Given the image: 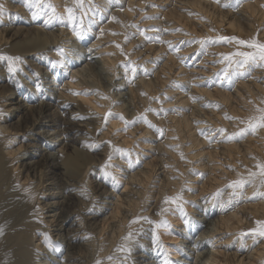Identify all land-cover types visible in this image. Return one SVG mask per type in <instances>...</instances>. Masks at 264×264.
Masks as SVG:
<instances>
[{"label": "bare ground", "instance_id": "6f19581e", "mask_svg": "<svg viewBox=\"0 0 264 264\" xmlns=\"http://www.w3.org/2000/svg\"><path fill=\"white\" fill-rule=\"evenodd\" d=\"M8 1L9 3L6 4ZM12 1L19 3L17 8L16 5L10 4ZM156 1L113 0L108 5L105 4V0H95L108 10L96 17L97 23L81 40L77 39L71 28L66 25H61L59 22L46 25L44 21L47 17L45 16L33 18L31 10L34 9L28 7L24 0H0V5H3L5 9L4 15L0 17V54L18 56L24 66L32 62L30 59L25 60L26 56H35L41 64L39 69L42 70L37 71L35 76L28 75L23 70L13 75L8 71L7 62L0 61V98H3L0 103L15 100L9 103L7 109H0V121L4 123L0 125V161H3L4 165V168H0V225L4 226L3 234L0 235V264H9V262L10 264L29 262L42 264V262L38 263L40 256L35 255L36 259L33 258V260L25 258L22 253L27 248L22 247L24 246L22 243V246L18 243L24 233H33L37 239L39 233H42L22 231L24 228L20 220L23 217L18 210L28 208L33 210L28 213L34 214L41 206L42 210H47L51 214L44 215L43 212L39 214L42 218L48 217L39 230L45 231L50 241L60 245L59 250L57 245H54V249L59 256H62L61 260H58V255L54 258L50 254L47 255V252H44L46 247L44 248L41 242L26 241L31 244L30 247L33 250L41 251L47 256L46 259H51L48 264H78L77 259L87 250H91L96 259L107 253V256L113 257L115 262L124 260L125 254L118 249L125 243L123 238L129 232L133 233V239L128 241V245L132 252H137V255L129 253L131 260L134 259L131 264H162L163 254L167 252L166 254L169 255L168 252H171L168 249L170 245L164 242L167 239L164 236L170 231L163 228L155 229L154 224L144 220L131 224L130 221L138 216L149 217L152 221L160 220L162 217L158 213L166 195L181 193L184 200L195 198L196 195L182 193L184 184L190 186V183H193L189 181L200 182L196 184L199 189L198 194L206 196L207 204L195 203L203 212H196L199 216L191 220L190 226H186L185 223L181 225L183 227L179 235L189 239L195 236L194 241L191 242L193 245L191 249L185 245L187 252L188 250L191 252L183 253L187 255L185 259L191 258V261L188 263L184 260V262L188 264H264V238H258L254 243L251 236H247L243 241L238 236L239 233L247 232L255 227L257 220H264V198L247 199L256 190L258 181L256 184L247 185L244 189L245 198L239 202H233L230 206L222 208L220 201L213 203L211 198L212 193L236 179L238 174L246 176L249 169L256 170L257 161H264V127L258 128L255 133L249 131L242 137L231 140L210 131L223 128L228 135L238 132L246 126L250 117L258 115V109L264 108L262 103L264 101V67L253 68L250 75L221 84L214 74L222 65L213 61L220 59V53L232 52L237 46L234 43H209L201 49L199 44L191 43L193 38L197 40L204 37L215 38L218 35L236 36L245 40L256 37L264 41V0H239V2L237 0H173L172 10L166 11L161 10L159 1ZM71 2L72 0H51L56 11L61 14L66 6L71 5ZM225 4L228 6L225 7ZM113 16L116 17L115 21L111 19ZM19 21L24 25L31 24L32 27L25 29L21 26L18 28L12 26ZM132 25L145 29L146 34L154 37L157 33L152 31L153 29L166 30L158 33L159 40L171 42L175 47L170 49L168 43L157 42L155 39L145 40ZM23 31L27 38L18 40ZM32 33L35 37L31 35ZM125 35L131 38V42L125 41ZM9 38V44L13 42L9 46V49L13 46L12 51L9 49L6 51L3 48L8 45ZM33 38H36L37 44L33 41L34 44L30 46L22 45V42L31 41ZM190 43L191 45L186 46ZM116 44H120L121 47L117 48ZM132 44L136 46V50H132V54H129L127 49ZM58 46L64 49L69 47L71 50L67 64L74 69L71 68L73 73L67 81L64 79L65 71L60 70L56 73L61 66H53V69L50 67L51 47ZM200 49L207 51L206 56H202L198 63H195V60L192 61L195 63L193 66L185 67L182 62L184 56L195 52L192 55L193 58L197 54L196 51L199 53ZM127 54L131 57L129 55L127 57ZM134 56L136 58H133ZM176 58L178 59L175 60ZM127 61H134L136 65L143 66V68H137V74L131 83L124 78V64ZM178 61H180L179 64ZM202 62L206 63L205 70L195 67ZM143 69L150 71L145 73ZM85 72L99 77L101 89L100 87L97 89L100 91L86 94L87 89L79 88V82L74 78L78 75V78L83 77ZM211 72H213L212 75H207ZM24 74L26 75L23 78ZM148 75L154 77V87L151 86L152 81ZM203 76L211 79L203 80L201 78ZM2 80L9 88L2 83ZM165 80L171 81L170 85ZM174 81L178 83L173 84ZM213 81L215 82L212 83ZM164 82L170 88L164 87ZM40 83L41 87L38 90L37 84ZM178 87L182 89L176 93ZM184 92L186 98L181 96ZM13 95H15L14 98H12ZM115 95L119 99L117 103L119 105L114 109V104H111L112 101L109 100ZM170 95L173 98L171 103L180 102L186 105L188 99L198 100L192 104L190 116L175 107L176 111H172V114H168L167 111H145L147 108L167 109L170 101L164 105L163 97H170ZM155 96L159 99H151ZM161 98L164 99L163 102ZM2 106L0 104V108ZM109 111L122 115L128 121L143 114L151 124L155 125V128L149 127L143 120H138L126 128L130 129L132 134L122 135L123 132H128L125 131L123 120L118 116L104 120L105 113ZM13 118L16 120L11 122ZM134 124L136 126H133ZM97 126L101 128L100 132ZM77 127H83L81 130L84 132V139L88 140V137L95 135L97 141L104 143L93 155L95 157L79 150L76 155L82 161L81 167L75 172H69L70 170H65L59 158L64 148L70 146L68 135L77 133ZM204 127L209 129L205 133L215 136L211 142L201 134ZM157 129L163 130L162 137ZM198 134L201 137H198ZM13 135L20 137V141L24 140L23 144L7 151L5 149L12 144ZM133 137L137 139L130 141ZM109 141L111 146L124 149H129L131 145L130 147L135 151L134 157H130L133 167H129L127 162L129 159L126 161L127 164H123L125 166H121L122 161L118 157L117 159L113 156L111 160V164L116 163L126 171L123 173V179L125 182L127 179V183L121 191L113 186L111 180L109 184V180L103 177L101 169L97 167L98 163L100 165L104 163L111 150ZM20 148L23 150L19 152ZM146 151H150L148 156L151 157L145 161L146 153L143 152ZM115 155L118 156V153ZM137 156L138 164H136ZM94 158L97 159V163L94 161L93 166L97 168L93 170L92 189L95 190L99 199L91 203V198L90 202L83 205L82 201L87 199L88 193L82 195L77 187L81 184L82 175L86 174H83V170L91 166ZM197 159L198 162L195 163ZM183 160L184 162L187 160L186 163ZM140 162H143L142 166ZM194 164V167L201 169L195 170L194 174H186L185 169L188 172ZM113 167L109 171L115 175ZM136 167H138L136 171L129 172L131 168ZM204 170H207V173H203ZM152 175H154L153 178L155 176L158 178L153 180ZM30 177L38 180L31 183ZM116 177L120 184L122 179ZM5 178L12 182V187L8 191L3 189L7 181ZM151 180L156 182L150 183ZM129 184L135 186L134 189L138 188V194L134 193L130 197L129 193L132 189L130 190V186H127ZM40 185L43 187L41 196L45 199L38 201L35 199L36 188ZM82 185L84 186V182ZM134 189L131 194L136 192ZM260 190L264 191V187ZM229 192L230 189L224 190L222 196L224 201L228 199ZM5 193L9 194L12 200L9 197L2 200L6 198ZM127 195L129 198L126 197ZM163 206L169 209L163 214V218L172 228L174 222L178 220L176 216L181 213L174 205ZM183 207L185 209V204ZM77 210H80V215L74 214ZM106 214L107 217H105ZM154 230L158 240L160 239L158 243L156 242L158 240H154ZM96 235L109 238L108 246L105 247L102 244L105 240L92 242L91 237ZM179 237L177 236L176 239ZM150 239L153 246L148 245ZM215 243L217 244L214 245ZM161 246L164 247L161 248ZM151 247L153 249H150ZM93 254L90 256L93 257ZM159 256L160 259H158ZM171 256L176 258V255ZM107 261L108 259H103L101 262Z\"/></svg>", "mask_w": 264, "mask_h": 264}, {"label": "snow or ice", "instance_id": "6c2138e0", "mask_svg": "<svg viewBox=\"0 0 264 264\" xmlns=\"http://www.w3.org/2000/svg\"><path fill=\"white\" fill-rule=\"evenodd\" d=\"M113 0H105V4L110 5ZM239 2V0H237ZM24 3L34 10L31 12L33 18L45 16L47 17L44 21L46 25H51L53 22H59L61 25H66L71 28L73 34L76 36L77 39L83 40L88 33L92 30V26L97 23L96 17L99 16L101 13L106 12L108 9L102 7L100 4L96 3L95 0H72L70 6H66L64 12L58 13L56 11L55 6L51 3V0H24ZM156 7V5H152ZM225 7L228 4L224 5ZM5 13V9L3 5H0V17H2ZM147 19H155L157 17H145ZM103 19V17H101ZM112 20H116V17H111ZM132 27H136L137 31L141 36H144L145 40L151 41L155 39L157 42L161 43H168L170 49L174 48L175 46L171 42H165L159 40L158 33L161 31H166L164 29L155 28L152 31L157 33L154 37L153 35L146 34L145 29L139 28L137 25H132ZM114 35L116 33H113ZM128 36L125 35V41H127ZM193 43H197L200 45L201 49L205 48L209 43H234L237 48L228 53H220V59L213 61L214 63H219L222 67L218 70L214 76H217L220 80V83L223 82H232L237 78H243L250 75L251 70L257 67H264V41L257 39L256 37H252L249 39H239L236 36H223L218 35L215 38L213 37H204L201 39L193 38ZM117 48H120V44H116ZM245 49V50H241ZM56 51L58 52L59 59L56 61H52L51 63L53 66H61L67 64L69 57L71 55V50H65L63 47H57ZM91 51V50H90ZM0 61H6L8 66V71L10 73H15L20 71L18 64L21 61V58L18 56H7L0 54ZM143 68L142 65H136L134 61H127L124 64V78L129 82H133V78L137 74V68ZM145 73H148L149 69H143ZM131 73V75H129ZM206 80H210L211 78H202ZM173 84H177L178 82H172ZM40 85L37 84V89H40ZM78 94V93H74ZM170 99V97H166ZM153 100H158V97H152ZM193 99H197L193 97ZM264 103V101H262ZM219 107V105H216ZM146 112L148 111H159V112H166V109L160 108L158 110H153L151 108L145 109ZM176 111V109H173ZM118 116L121 120L124 121L125 129L132 123H135L138 120H143L144 123L148 124L149 127L155 128V125L151 124L143 114L138 115L132 121L126 120L122 115L118 113H112L111 111L105 113L104 120L107 121L110 117ZM264 127V108L258 109V115L254 117H250L246 123L244 128L239 129L238 132H234L230 135L226 134V130L223 128L210 130L216 133L221 134L225 139L231 140L237 137H242L247 132L251 131L255 133L258 128ZM100 131V129H98ZM160 133L161 137L163 136V130L157 129ZM201 134L205 136L209 142H211L215 136L209 135L201 130ZM104 142H101V144ZM111 146V142H108ZM101 144H93L91 147L99 148ZM178 147V146H177ZM120 154L122 157H129L128 163L129 167H133V162L130 159L132 150L131 149H124L115 146H111V150L105 159L104 163L100 165L101 172L103 177L106 179H110L112 184L117 189L119 188L120 184L117 177L109 171L113 165L111 164V160L115 154ZM181 158H183V154L181 153ZM139 163V157L137 156L136 164ZM256 170L249 169L247 171V175L238 174L236 179L229 181L223 188L217 189L214 193L211 194V198L213 203L220 201V206L226 207L230 206L233 202H239L242 198H245L244 189L247 185L256 184L258 181V186L256 190L252 193L251 197H247V199H252L255 197L264 198V191H261L260 188L264 187V161H257L255 165ZM189 171L194 172V169H190ZM203 175V174H201ZM225 189H230L228 199L224 201L222 199L223 192ZM190 191H194V189H188ZM27 191V190H26ZM87 192L86 187H82L81 194L84 195ZM190 203L183 199L181 193L174 194L172 196H165L162 201V207L158 215L162 218L158 221H152L149 217H136L131 223H136L141 220L147 221L150 224L155 225V229L163 228L165 230H169L171 228L170 223L163 218V214L167 212L169 209L164 207L163 205H174L176 209H178L181 213L182 219H184L185 225H189L191 223V219L188 217V214L184 210V204ZM255 227L247 230V232H241L238 234L239 239L243 241L247 236H251L253 242L255 243L258 238H264V220H257L255 222ZM4 226L0 225V235L3 234ZM46 240L45 242L51 246L50 240L45 234ZM125 243L118 249L125 254V259L121 260L119 264H126L127 255L131 252V248L128 245V241L133 239V233L129 232L126 237L123 238ZM154 240H158L154 230ZM164 259L162 264H173L166 253L163 254ZM109 261H112V257L107 258ZM96 264H101V261L97 260Z\"/></svg>", "mask_w": 264, "mask_h": 264}, {"label": "rangeland", "instance_id": "374dc122", "mask_svg": "<svg viewBox=\"0 0 264 264\" xmlns=\"http://www.w3.org/2000/svg\"><path fill=\"white\" fill-rule=\"evenodd\" d=\"M157 1H159V6L161 7V10H164V11H166V10H172V8H171V6H172V2H174L173 0H167V1H160V0H157ZM156 1V2H157ZM169 1V2H168ZM7 3H9V1L8 2H6V4ZM11 5L13 4V5H16V8L18 7V5H19V3L18 2H16V1H12L11 3H10ZM22 4H23V2H22ZM162 4H164V5H162ZM21 6V5H20ZM9 7V6H8ZM10 8V7H9ZM11 9V8H10ZM9 9V10H10ZM13 9H15V7L13 6ZM10 13H12L11 11H9ZM31 12H32V10H31ZM181 23V22H180ZM12 26H14V27H16V28H18V27H23V28H25V29H29V27H32V25L31 24H28V25H24V24H22L20 21L19 22H15V23H13L12 24ZM30 35V34H29ZM31 35H33V33L31 34ZM34 36V35H33ZM30 37V36H29ZM35 37V36H34ZM27 38V35H26V33H25V31H23L22 33H21V35H20V37H18L17 39L18 40H25ZM35 40H36V38H33V39H31V41H28V40H26L25 42H22V45H24V46H30V45H32V44H34V42H35ZM9 41H10V38L8 39V45H6V46H4L3 48L4 49H6V51L9 49V46L13 43V42H11L10 44H9ZM34 41V42H33ZM127 42L129 43V42H131V38H128L127 39ZM36 44L38 43V42H35ZM191 43H193V42H191ZM191 43L190 44H188V45H186V46H189V45H191ZM29 44V45H28ZM61 45V44H60ZM5 47H7V48H5ZM137 47H138V45H137ZM57 49V47H51V52H50V54H49V56H50V58H49V60H50V62H52V61H56V60H58L60 57L59 56H57L58 55V52L56 51V49ZM68 48V49H67ZM11 49H13V46H12V48H10L9 50L10 51H12ZM65 49H67V50H69V47H65ZM132 50H136V46L134 45V44H132V45H130V47H129V49H127V51L128 52H130L129 54H132L131 52H132ZM206 52L207 51H205V50H201L200 49V51H199V53H198V51H196V53L197 54H195L196 56L195 57H193L192 58V55L195 53V52H192V53H190V54H187V55H185L184 56V59H182V62H184V66L185 67H191V66H193V64H195V63H198L199 62V60L201 59V57L202 56H204L205 54H206ZM129 54H127V57H128V55ZM37 56V55H36ZM52 56V57H51ZM130 56V55H129ZM136 56V55H135ZM133 57V58H136V57ZM206 56V55H205ZM57 59H56V58ZM131 57V56H130ZM32 60V62H31V64H29L28 66L26 65V66H24V65H22V62H20L19 64H18V66H19V69H20V71H18V72H15V73H12L13 75H15V74H19V72L21 73V71L23 70V71H25V73H27L28 75H32V76H35V73L37 72V71H39V72H41L42 70L41 69H39L40 67H41V64H39V62H38V60H36L35 59V56L34 57H31V56H26L25 57V60ZM178 58H176L175 60H177ZM195 60V63H192V61H194ZM179 62L180 61H178L177 63L179 64ZM192 63V64H191ZM205 64L206 63H204V62H202V64L201 65H198V66H195V67H197V68H200V70L202 69V70H205L206 69V67H205ZM2 65V64H1ZM51 66L50 67H52V69L54 68L53 67V64L51 63L50 64ZM71 68H73L74 69V67L73 66H71L70 64H66V65H64L63 67H61L59 70H57V72L56 73H59V71L61 70V71H65V80L67 81V80H69V76H70V78H71V75H72V73H73V69L71 70ZM39 69V70H38ZM38 73V72H37ZM87 73V74H86ZM90 73H88V72H85V75H84V73H83V77H86V78H83L82 76L81 77H79L78 78V76L76 77V78H74L75 80H78V86H79V88H85V90L87 91L86 92V94L87 93H89V92H97V90L99 89L98 87H100V85H101V82H100V80H99V77H97L95 74H91V75H89ZM188 74V73H187ZM213 74V72H211V73H209V74H207V75H212ZM25 75L26 74H24L23 75V78L25 77ZM88 75V76H87ZM90 76V77H89ZM91 76H93V77H91ZM148 77H149V79H150V81H152V82H150V84H151V86L152 87H154V81H155V79H154V77L153 76H151V75H148ZM96 78V79H95ZM201 78H207V76H203V77H201ZM84 79H87V80H84ZM27 80V79H26ZM80 80V81H79ZM89 80V81H88ZM204 80V79H203ZM171 81H173V79H171ZM171 81H166L165 80V82H167L168 84L169 83H171ZM36 82H39L38 80H36ZM98 82V83H97ZM164 82V87H167L168 86V88H170L169 87V85H166V83ZM215 81H213L212 83H214ZM217 82V81H216ZM2 83L4 84V85H6V86H8L7 85V83H5V81H3L2 80ZM94 83V84H93ZM81 84V85H80ZM100 84V85H99ZM39 85H41V83L39 84ZM77 86V84H76V88L78 87ZM83 86V87H82ZM34 87V86H33ZM54 87V86H53ZM89 87V88H88ZM8 88H9V86H8ZM56 88V87H55ZM98 88V89H97ZM179 89H177L176 90V93H178L182 88L181 87H178ZM100 89H101V87H100ZM103 90V89H102ZM98 91H100V90H98ZM180 94V93H179ZM159 95V94H158ZM116 96V97H115ZM115 96H112L111 98L112 99H110L109 101H112V103L111 104H114V109H115V107H118L117 105H119V104H117V103H119V99H118V97H117V95H115ZM181 96H183L184 98H186V96H185V92L184 93H182L181 94ZM15 97V95H13V97L12 98H14ZM156 97V96H155ZM166 97H169V96H166ZM166 97H163V98H161V100H162V102H163V100H164V105H167V102L168 101H170V102H168V108L166 109L167 110V112H168V114H172L173 112V109H174V107L176 108V109H178V110H181L183 113H185L186 115H188L189 114V116H190V111L192 110V104L194 103V102H198V100H190V99H188L187 101H188V103L186 104V105H184V104H182V103H178V102H176V103H171V100H173V98H172V96L170 95V99H168V98H166ZM1 100H0V102L2 101V99L3 98H0ZM15 100H13V99H11V100H6L5 102H2V103H0V104H2L3 106H2V108H0V109H2V110H5V108L7 107L8 108V105H9V103L10 102H14ZM166 101V102H165ZM115 103H116V105H115ZM4 104H6V105H4ZM13 107H16L15 105H13ZM167 107V106H166ZM6 108V109H7ZM113 108V107H112ZM16 120V118H13L12 120H11V122H13V121H15ZM96 122V121H95ZM4 123L2 122V121H0V125H3ZM102 125V124H101ZM133 126H136L135 124L133 125ZM19 127V126H18ZM78 128V130H77V133L75 132V133H71V134H69L68 135V138H69V143H70V146H68V147H66V148H64V150L62 151V154H60V162L62 163V165H63V167L65 168V170H70L69 172H75V171H77V170H79L80 169V167H81V164H82V161H81V159H80V157L79 156H77L76 154L78 153V151L79 150H82V151H84V152H86V154H88V155H90L91 157L94 155V154H96L97 152H98V150H99V148L101 147V146H103V143L101 144V142L102 141H97V139L95 138V135H94V137L91 135L90 136V138L88 137V140H86V139H84L83 138V135H84V132H82V128L83 127H77ZM97 128H98V126H97ZM98 129H100L101 130V128H98ZM209 129H207V128H205L204 127V132H207ZM125 131H128V132H123V134L122 135H124V134H126V135H129V134H132V131L130 130V129H126ZM13 132V131H12ZM100 132V131H99ZM86 133H88V135H90V133L89 132H86ZM128 133V134H127ZM101 134V133H100ZM114 136V135H113ZM13 138H12V144H9V146H11V148L8 146V148H6L5 150H7V151H9V150H11V149H14V148H17L18 146H21L22 144H23V141H20V137H18V136H16V137H14V135L12 136ZM91 137H93L92 139H91ZM198 137H201L200 136V134H198ZM94 138H95V140H94ZM130 138V137H129ZM131 138H132V136H131ZM130 138V139H131ZM14 139V140H13ZM91 141H90V140ZM129 139V140H130ZM134 139H137L136 137H133V139L132 140H130V141H133ZM94 140V141H93ZM98 142V144H101V146L97 149V148H91V146L93 145V144H96L97 142ZM22 142V143H21ZM87 142L89 143V144H87ZM106 142V141H105ZM93 143V144H92ZM15 145V146H14ZM73 146V147H72ZM84 146V147H83ZM131 145H129V149H131L132 150V147H130ZM83 147V148H82ZM23 148V147H22ZM22 148H20L19 149V152L21 151V149ZM78 149V150H77ZM84 149V150H83ZM90 149V150H89ZM23 150V149H22ZM90 152H89V151ZM137 150H140V149H137ZM88 151V152H87ZM132 154H131V157H134V152L135 151H133L132 150ZM89 153H91V154H89ZM143 153H146L145 154V161L146 160H148V159H150V157L151 156H148L149 154H150V151H146V152H143ZM93 157H95V156H93ZM114 157L115 158H119L122 162H121V166H125V165H123L124 163L125 164H127V160L129 159V157H127V159L125 158V157H123V159H122V156L120 155L119 156V154H118V156H116V155H114ZM117 158V159H118ZM125 158V159H124ZM78 159V160H77ZM132 159V158H131ZM200 159V158H199ZM93 161L91 162L92 164H91V166L89 165V166H87V170H83V174L84 173H86L87 174V176H86V174H84V175H82V180H81V184L79 185V187H77L79 190H81L80 189V186L81 187H86L87 188V192L86 193H88L87 194V199H84L81 203L84 205V204H86V203H88V202H90L91 201V198H92V201H91V203L93 202H97V200L99 199L98 197H97V193L95 192V190H93L92 189V186H93V179H94V172H93V170H95V168H97V167H99L100 168V163H98L99 165L97 166V167H94L93 166V162L95 161V163H97L96 161H97V159L96 158H94V159H92ZM114 160V159H113ZM79 161V162H78ZM116 161V160H115ZM127 161V162H126ZM187 161V160H186ZM186 161L184 162V160H183V162L184 163H186ZM2 162L3 161H0V168H4V165L2 164ZM15 162H17V161H15ZM100 162V161H99ZM196 162H198V159H197V161L195 160V163ZM71 164V165H70ZM79 164V165H78ZM97 165V164H96ZM112 165L113 166H115V167H113V169L115 170V176H118L120 179H122L120 182V186H119V188H118V191H121L122 190V187H124L126 184L125 183H127V179H126V182L124 181V175H123V173L124 172H126V171H124L123 170V168H121V166H119V165H117L116 163H112ZM140 165L142 166L143 165V162H140ZM195 166V164L192 166V168L191 169H194V170H197V169H201L200 167H194ZM91 169V170H89V169ZM94 168V169H93ZM129 167H127V169H128ZM138 167H136V168H131L130 169V173H133L134 171H136L135 169H137ZM71 169H72V171H71ZM112 169V170H113ZM82 170V169H81ZM113 170V171H114ZM129 170V169H128ZM186 170V174L188 173V175H191V174H194L195 173V171L194 172H192V171H190L189 172V170H188V172H187V169H185ZM184 170V171H185ZM85 171V172H84ZM87 171H88V173H87ZM92 172V173H91ZM159 172V171H158ZM157 172V173H158ZM176 172V171H175ZM192 172V173H191ZM91 173V174H90ZM121 173V174H120ZM203 173H207V170H204V172ZM155 175H157V174H155ZM176 175H177V172H176ZM153 176L154 175H152V179L153 180H156L158 177L157 176H155L154 178H153ZM3 177H4V175H3ZM20 177H21V174H20ZM83 178H84V181H83ZM87 178V179H86ZM6 180H7V178H5ZM30 179V182L31 183H35L37 180H35L36 178H33V177H30L29 178ZM33 180H34V182H33ZM109 180V184H110V179H108ZM153 180H151L150 181V183L151 182H153V183H155L156 181H153ZM185 180V179H184ZM191 180V179H190ZM86 181V182H85ZM83 182H84V186L82 185L83 184ZM189 182H193V183H190V186H188L189 184H184L183 186H182V193L185 195V194H191V195H196L195 196V198L193 197H191V198H187L188 200H186V201H189L190 203H186L185 204V211H186V213L188 214V217L191 219V220H193V218H195V217H198L199 215L196 213V212H198V213H202L203 211H202V209L200 208V210H199V205H197V204H195V203H200V205H206L207 203L205 202L206 200V196L205 197H203V196H200L199 194H198V191H199V189L197 188V186H196V184H198V183H200L199 181H196V182H194V181H189ZM185 183H187V181L185 182ZM44 185V184H43ZM152 185V184H151ZM128 187L130 186V190L132 189H134V187L135 186H133V185H131V184H129V185H127ZM11 187H12V182H11V180H7L6 181V183H5V186H4V190H6V191H8V190H10L11 189ZM43 187H41V185L38 187L37 186V195H36V198L35 199H37L38 201H41V200H44L45 199V197L44 196H41V192H42V189ZM76 188V189H77ZM137 188V187H136ZM136 188L134 189V191H136V192H133L132 194H131V192H132V190H131V192L129 193V195H130V197H132L133 196V194L135 193V194H138V188H137V190H136ZM188 189H194V191H190V190H188ZM91 190V191H90ZM89 193H90V195H89ZM6 195V196H5ZM45 195V194H44ZM129 195H127L126 197H128L129 198ZM4 196L6 197V198H2V200H6L8 197H9V194L7 195L6 193L4 194ZM47 197V196H46ZM200 197H203L202 199H200ZM11 200H12V198L11 197H9ZM88 198H89V200H88ZM86 200V201H85ZM114 200H115V197H114ZM195 201V202H194ZM42 207V206H41ZM41 207L39 208V210L37 211L36 210V213L34 212V214H29L28 212H33V210H31V209H28V208H26V209H24V210H18V212H19V214L23 217V218H21V220H20V223L21 224H23V228L24 229H22V231H24V232H27L28 230H30V231H37L36 232V234H38V232H42V233H39V238L37 239V237L34 235L33 236V233H28V234H23V239L20 237L19 239V241H18V243H19V245L20 246H22V244L24 245V246H22V247H24V248H27V249H25V250H23L24 252L22 253V255H24L25 256V258H29V259H32L33 260V258H35L36 259V256L35 255H37V256H40L39 257V259H40V261H38V263L39 262H42V264H48L49 262H50V258H48V259H46V255L44 254V253H41V251L40 252H37V250H33L30 246H31V244L28 242V241H30V242H33L34 240H35V243H42V245L44 246V248L46 247V250L44 251V252H47V255H51L53 258L56 256V255H58V260H61V258H62V256H59V253H57L56 251H55V249H54V245H57V250H59V248H60V245L59 244H56L55 242H52V241H50V243H51V245H52V249H54V250H52L51 249V246L49 247V244L48 243H46L45 242V240H46V237H45V234H47L45 231H40L39 229V227H43L44 225H43V222L48 218V217H45V218H42V217H40V213H44V215H49V214H51V213H49V212H47V210H42L41 209ZM218 207V206H217ZM113 208V207H112ZM202 208H204V207H202ZM219 208V207H218ZM80 210H77L76 211V213H74L75 215H80ZM80 216H78V218H79ZM105 217H107V214L105 215ZM203 217V216H202ZM175 218V217H174ZM176 218H178V220H177V222L175 223L174 222V224H173V227L172 228H170L169 230H167V231H170L169 233H167L164 237H166L167 239L164 241L165 243H167L168 245H170V247L168 248L171 252H168V257L170 258V260L171 261H173V263L175 264V263H177V264H188L190 261H191V258H188V259H185V257H187V255H184L183 253H185L184 251H186V254H188V253H190L191 251L190 250H188V252H187V246L191 249L192 248V244H191V242H193L194 241V237L195 236H193V238L192 239H189V237H186V238H184V237H182V235H179V231L181 232V230H182V227L183 226H181L183 223H184V219H182V217H181V214L179 215L178 214V216H176ZM80 221H81V218H80ZM19 223V224H20ZM179 223V224H178ZM20 224V225H21ZM74 226V225H73ZM189 226H190V224H189ZM19 227H21V226H19ZM19 227H17V228H19ZM25 227H30V228H25ZM172 229V230H171ZM178 231V232H177ZM171 232H172V234H171ZM185 232H187V231H185ZM45 233V234H44ZM151 233H152V231H151ZM43 235V237L41 238V236ZM33 236V238L31 239V237ZM177 236H180L179 238H177L176 239V237ZM42 240H41V239ZM94 238V239H93ZM3 239V238H2ZM95 239H97V240H95ZM109 238H106L105 236H103V237H101V235H96V236H93V237H91V241L92 242H97V241H100V240H105L102 244H104V246L105 247H107L108 246V240ZM169 239V240H168ZM177 240V242H176V240ZM4 240V239H3ZM26 240H28V241H26ZM149 240V239H148ZM160 240V239H159ZM159 240L158 241H156L157 243L159 242ZM185 241V242H183V241ZM21 241V242H20ZM23 241V242H22ZM26 241V242H25ZM169 241V242H168ZM181 241V242H180ZM187 241H190V242H187ZM5 241H3V243H4ZM108 242V243H107ZM22 243V244H21ZM218 243V242H217ZM217 243H215L214 245H216ZM128 244H129V242H128ZM167 244H165V246H168ZM176 244V245H175ZM148 245H150V246H153V242H152V239H150V242L148 243ZM185 245H187V246H185ZM158 246V245H157ZM162 247H164V246H161V248ZM188 248V249H189ZM29 249H30V251H29ZM150 249H153V247H151ZM179 249H181L182 251H180ZM162 250V249H161ZM168 250V251H169ZM233 250V249H232ZM83 251V250H82ZM133 251V250H132ZM131 251V253L132 254H134L135 253V255H137L136 253L137 252H132ZM178 251V252H177ZM92 251L91 250H87V251H85V253H82V255L79 257V259H77V262H78V264H96V261L97 260H99V261H102L103 259H107L109 256H107L108 254L106 253L105 255H101L100 257H99V259H96V257H94L95 255L93 254V252L91 253ZM93 254V257H91L90 255L91 254ZM165 253H167V252H165ZM175 253H177V254H175ZM176 255L175 257L176 258H172V256L171 255ZM32 255V256H31ZM129 255L130 254H128L127 255V261H126V264H129V262H130V264L131 263H133V260H131V258L129 257ZM107 256V257H106ZM9 258H10V256H8ZM8 257H7V259H8ZM129 257V258H128ZM93 258V259H92ZM113 258V257H112ZM34 259V260H35ZM158 259H160V256L158 257ZM6 260V259H5ZM141 260V259H140ZM184 260H187V262L188 263H185L184 262ZM88 261V262H87ZM119 262L120 261H118V262H115V260H114V258H113V260L112 261H107V262H101V264H111V263H117V264H119ZM11 262H9V264H10ZM27 264H33V263H31V262H29V263H27ZM160 264V263H159Z\"/></svg>", "mask_w": 264, "mask_h": 264}]
</instances>
